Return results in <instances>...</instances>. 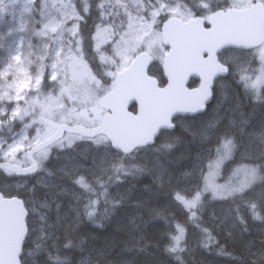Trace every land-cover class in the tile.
<instances>
[{
	"label": "snow or ice",
	"instance_id": "snow-or-ice-1",
	"mask_svg": "<svg viewBox=\"0 0 264 264\" xmlns=\"http://www.w3.org/2000/svg\"><path fill=\"white\" fill-rule=\"evenodd\" d=\"M160 7L163 5L153 6L154 18L166 15L160 12ZM121 9L128 17L131 27L133 13L124 0H24L27 22L15 29L22 34L15 41V47L8 50L6 61L0 64V103L7 102L9 105L8 111L0 109V116H6L10 121L17 118L22 120L29 114V109L21 101L24 105L30 104L31 94H39L41 89L57 84L64 85L66 81L61 79L62 68H67L77 60L86 59L88 51L94 54L99 52L105 41L111 40L112 34L116 32L113 18L121 14ZM26 32L31 33V38H25L23 33ZM102 36L104 40L100 39ZM32 38L42 45V54L38 57L40 63L36 68H33V61L28 58L33 48ZM229 70L238 71L240 80L246 86L255 88L264 83V65L258 72H254V79L246 69L231 60L219 69L223 74H227ZM24 80H28V85L20 88L19 85ZM210 127L214 128L215 125ZM243 133L244 130L241 129V137ZM210 135L205 131L202 143L208 142ZM249 135L252 138L245 140L218 134L214 148L207 155L197 152L191 163L187 164L184 161L188 157L183 155L170 161L181 168L179 172L156 158L152 166L146 162L127 165L121 162L112 165L111 171L102 168L99 172L77 174L71 179L74 185L72 194L76 220L73 230L85 222L104 228L122 208L130 204L147 209L145 228L156 221L163 223L167 229L166 234L174 242L168 250L175 252L177 249L183 250L180 245L186 239L190 226L206 234L204 247H210L216 242L211 230L203 226L202 209L208 204L224 207L228 215H234L235 221L245 226L244 231L248 230L249 219L264 222V140L256 145V133ZM163 148L171 152L175 145L167 143ZM19 149L20 142L9 144L7 148L0 145V153L6 161L0 164V169L5 170L8 175L32 172L40 166L38 160L32 159L30 167L21 168L16 159ZM156 151L159 152V149ZM123 152L128 155L130 149L125 147ZM43 155L47 156V150ZM145 177L150 182L139 184ZM129 178L135 182L129 183ZM125 184L129 186L122 189L121 186ZM137 187L150 195L133 199V190ZM61 191L68 193L67 188ZM17 202L23 209L24 202L19 199ZM41 206L50 207L47 202ZM173 207L177 211H168ZM56 208L59 211V203ZM137 215L143 219L142 214ZM39 219L43 222L42 228L44 224L49 228L53 226L47 222L46 214H41ZM60 219L57 217V223ZM129 220L134 228L140 227L135 223L134 216L129 217ZM124 227L123 223H119L116 231H121ZM71 245L72 240L68 239L63 247L67 249ZM51 258L60 259L59 256ZM19 259L18 256L17 260ZM0 264L3 262L0 261Z\"/></svg>",
	"mask_w": 264,
	"mask_h": 264
},
{
	"label": "trees",
	"instance_id": "trees-1",
	"mask_svg": "<svg viewBox=\"0 0 264 264\" xmlns=\"http://www.w3.org/2000/svg\"><path fill=\"white\" fill-rule=\"evenodd\" d=\"M180 1L189 4L193 13L203 14L204 0ZM212 4L225 6L221 5L224 4L223 1ZM166 17L159 18L158 26ZM91 54L87 52L86 57L89 58ZM244 54L243 50L226 49L219 58L225 63L230 59H236L239 63L242 60L245 62ZM92 65L96 66L95 63ZM148 72L160 82L163 81L158 62L153 63ZM101 73L100 68L99 74ZM109 77L111 79V76ZM100 81L101 84L105 81L103 76ZM25 106L29 107V104ZM0 108L8 111L9 105L3 102L0 103ZM33 113V117L38 116L36 111ZM27 121L26 116L21 121H10L8 117L0 116V136L8 138L9 134L17 132ZM245 121L248 123L245 124ZM173 123L174 129L161 131L152 145L138 148L128 155L115 152L104 137L97 142H93L96 139H83L70 147L49 154L40 163L37 172L29 176L8 175L4 170H0V192L4 196L22 198L27 210V235L22 245L20 263L264 264V222L249 219L248 230L244 231L245 226L236 222L234 215H228L225 208L219 205L208 204L202 209L203 226L208 227L216 238V242L207 248L203 246L206 234L190 226L186 239L181 242L180 248L183 250L169 251L172 241L166 234L167 229L163 223L156 221L145 228L147 209L136 208L130 204L122 208L104 228L85 222L73 230L76 220L72 194L74 185L71 179L77 174L99 172L102 168L111 171L112 165L121 162L126 165L146 162L152 166L156 158L179 172L181 168L170 161L183 155L188 157V160L184 161L187 164L191 163L197 152L207 155L208 151L214 148L216 137L220 133L245 140L252 138L249 134L256 133L254 142L260 145L264 140V87L257 95L240 80V73L229 70L226 76L216 79L212 87V99L203 112L192 116H176ZM211 125L215 127H210ZM241 129L244 130L243 137L240 136ZM205 131L211 134L210 140L202 143ZM167 143L175 145L173 151L169 152L163 148ZM156 149H159V152ZM1 160L3 159L0 158ZM132 182L135 181L129 178V183ZM149 182V178L145 177L138 183ZM128 186L129 184H125L121 188ZM64 188L68 189L67 194L61 191ZM133 191V199L150 195L140 187ZM45 202L50 205L49 208L41 206ZM57 203L60 204L59 211L56 208ZM168 211L177 209L173 207ZM137 213L142 214L143 219ZM41 214H46L47 222L52 224V227H47V224L41 227ZM133 216L135 223L140 226L138 229L134 228L129 220V217ZM57 217L61 218L58 223ZM119 223H123L125 227L116 231ZM68 239L72 240V245L66 249L63 245ZM126 248L131 250H125ZM55 256L60 259L51 258Z\"/></svg>",
	"mask_w": 264,
	"mask_h": 264
},
{
	"label": "water",
	"instance_id": "water-1",
	"mask_svg": "<svg viewBox=\"0 0 264 264\" xmlns=\"http://www.w3.org/2000/svg\"><path fill=\"white\" fill-rule=\"evenodd\" d=\"M160 40L168 48L160 62L163 84L159 85V80L148 73L154 57L147 52L137 53L128 66L114 74L112 87L99 99L98 106L104 113L98 124L87 127L58 123L49 136L26 151L29 164L20 167H30L34 154L64 133L85 138L103 135L113 150L124 154L123 149L128 147L132 153L152 145L150 140L155 141L160 131L173 130L175 116L203 112L212 99L214 79L227 75L219 71L223 64L218 53L226 48L250 50L263 43L264 5L256 0L243 8L217 9L207 19L201 15L186 20L166 17L160 25ZM190 80L198 84L189 87ZM37 169L14 174L28 176ZM18 199L22 200L0 192L3 264H21L17 257L27 235V210L25 205L21 208Z\"/></svg>",
	"mask_w": 264,
	"mask_h": 264
},
{
	"label": "rangeland",
	"instance_id": "rangeland-1",
	"mask_svg": "<svg viewBox=\"0 0 264 264\" xmlns=\"http://www.w3.org/2000/svg\"><path fill=\"white\" fill-rule=\"evenodd\" d=\"M220 1L224 2L221 4L225 5L224 7L230 5L242 8L251 4L253 0H204L203 14L208 15L214 8L219 7V4L213 5L212 3ZM124 2L133 13L131 27H129L128 17L121 9V14L113 18L116 32L112 34V39L105 41L99 52L94 54L88 51L92 53L89 58L77 60L69 64L67 68H62L61 79L66 83L41 89L39 94H32L31 103L27 107L29 109V114L26 115L27 123L23 124L17 132L9 134L8 138L0 136V145H3L4 148L14 142H20V149L16 157L19 164H25L26 150L49 135L56 123L66 122L89 127L99 121L103 112L97 102L107 89L106 81L102 82L103 85L101 84L102 76H113L140 51H147L160 61L161 55L167 51L159 37L158 20L161 16H177L186 20L194 15L190 5L186 2L182 3L180 0H124ZM154 5H163L160 7V12L166 13V15L154 18L152 15ZM26 22L24 0H0V64L6 61L8 50L15 47V41L22 34L15 29ZM23 35L26 39L31 38L30 32L23 33ZM32 39L33 48L28 58L33 61V68H36L40 63L38 57L42 54V45L35 38ZM100 39L104 40V37L102 36ZM1 45L3 46L1 47ZM244 57L245 62H241L239 65L246 69L248 75L254 79V72H258L264 65V59H262L264 58V43L252 52L245 53ZM94 63L96 66L92 65ZM100 68L101 74H99ZM27 85L28 80H24L19 87L26 88ZM263 86L264 83L258 84L255 88L248 87L258 95ZM21 103L26 107L22 101ZM34 111L38 113L37 117L31 115L34 114ZM17 120L21 121L19 118ZM100 138H96L93 142L99 141ZM81 139L76 134H65L59 142L37 153L35 157L40 164L49 154L70 147ZM45 150H47V156L43 155ZM0 158L3 159L2 153H0ZM173 243L172 241L171 245Z\"/></svg>",
	"mask_w": 264,
	"mask_h": 264
},
{
	"label": "flooded vegetation",
	"instance_id": "flooded-vegetation-1",
	"mask_svg": "<svg viewBox=\"0 0 264 264\" xmlns=\"http://www.w3.org/2000/svg\"><path fill=\"white\" fill-rule=\"evenodd\" d=\"M202 7H204L203 5H202ZM204 9V8H203ZM193 14H195V13H193ZM253 50H255V49H253ZM249 52H252V50L251 51H247V52H245V53H249ZM245 58V57H244ZM231 60V62H235V63H237V65H239L241 62H243L244 63V61L242 60V61H240L239 63H238V61L236 60V59H230ZM246 60V59H245ZM110 76V75H109ZM109 76H104V80L106 81V87H107V89L104 91V92H106L107 90H109L110 88H111V86H112V80H113V76H112V78L110 79V77ZM198 84V82L197 81H195V80H192L191 81V83L189 84V87H193V86H196ZM103 92V93H104Z\"/></svg>",
	"mask_w": 264,
	"mask_h": 264
}]
</instances>
